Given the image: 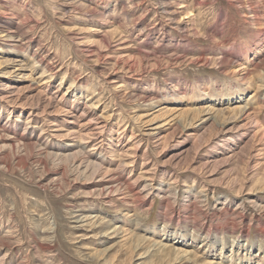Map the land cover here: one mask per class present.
Wrapping results in <instances>:
<instances>
[{
    "label": "rangeland",
    "instance_id": "374dc122",
    "mask_svg": "<svg viewBox=\"0 0 264 264\" xmlns=\"http://www.w3.org/2000/svg\"><path fill=\"white\" fill-rule=\"evenodd\" d=\"M259 30L264 0H0V264H264Z\"/></svg>",
    "mask_w": 264,
    "mask_h": 264
},
{
    "label": "bare ground",
    "instance_id": "6f19581e",
    "mask_svg": "<svg viewBox=\"0 0 264 264\" xmlns=\"http://www.w3.org/2000/svg\"><path fill=\"white\" fill-rule=\"evenodd\" d=\"M240 1V0H239ZM250 1V0H249ZM261 1V0H260ZM249 3V2H248ZM258 7H259V1H257L256 2V4L254 5V12H256L257 10H258ZM262 17V16H261ZM261 21V20H260ZM259 22V21H258ZM261 23H263V22H261ZM255 38H257V41L256 40H254L253 41V43H254V45H258L259 46V44H260V42H261V40H262V38L264 37V32L262 31V30H259V31H257L255 34ZM263 36V37H262ZM253 47V46H252ZM261 50V49H260ZM244 53L242 54V55H246L247 56V52H249V51H247L246 49L245 50H242ZM247 51V52H246ZM92 52V51H91ZM224 60V59H223ZM231 63V62H230ZM242 68V67H241ZM241 70V69H240ZM245 70V69H244ZM244 72V71H243ZM246 73V72H245ZM241 74V73H240ZM248 74V73H247ZM246 74V75H247ZM247 78V77H246ZM117 94V93H116ZM244 113H246V112H244ZM248 113V112H247ZM250 113V112H249ZM250 115V114H249ZM248 115V116H249ZM247 115H246V117H248ZM249 119V118H248ZM253 120V119H252ZM97 123V122H96ZM97 129V128H96ZM261 130V129H260ZM90 133V132H89ZM91 134H92V131H91ZM90 134V135H91ZM89 135V134H88ZM100 142V141H99Z\"/></svg>",
    "mask_w": 264,
    "mask_h": 264
}]
</instances>
